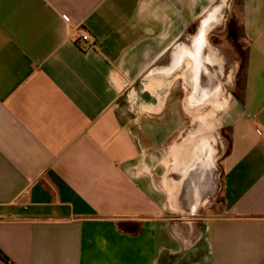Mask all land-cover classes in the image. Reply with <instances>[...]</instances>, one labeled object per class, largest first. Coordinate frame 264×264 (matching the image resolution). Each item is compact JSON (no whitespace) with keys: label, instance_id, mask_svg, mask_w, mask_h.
I'll return each mask as SVG.
<instances>
[{"label":"crops","instance_id":"0c3cea01","mask_svg":"<svg viewBox=\"0 0 264 264\" xmlns=\"http://www.w3.org/2000/svg\"><path fill=\"white\" fill-rule=\"evenodd\" d=\"M218 83L198 209L179 150ZM0 264H264V0H0Z\"/></svg>","mask_w":264,"mask_h":264},{"label":"rangeland","instance_id":"374dc122","mask_svg":"<svg viewBox=\"0 0 264 264\" xmlns=\"http://www.w3.org/2000/svg\"><path fill=\"white\" fill-rule=\"evenodd\" d=\"M234 8L235 15L230 21H234L237 27L235 37L232 39L228 34L225 39L221 41L217 40V43L233 49V55L237 58L241 68V53H245L246 45L242 41L236 18L238 5L235 4ZM241 76L243 77V74ZM233 80L235 79L233 78ZM229 85V87L227 85L220 87L222 85L218 83L217 95L212 100L194 98L188 100L187 103L190 107L196 106L200 113L194 118V125L187 133V139L179 150V153L183 162L185 160L186 185L184 194L187 196L186 199H188L186 201L189 204V201H191V205L198 207V209H210L215 204H220L221 198L216 174H218L219 159L223 152L227 150V141L225 138H220L215 142L210 136L209 130L212 127L214 115L222 113L228 108L230 101L228 94L231 92L230 87L232 84ZM225 87L226 90H224ZM234 93L241 96V91L237 86L234 89ZM183 165L178 164V167H182Z\"/></svg>","mask_w":264,"mask_h":264},{"label":"trees","instance_id":"16d2710c","mask_svg":"<svg viewBox=\"0 0 264 264\" xmlns=\"http://www.w3.org/2000/svg\"><path fill=\"white\" fill-rule=\"evenodd\" d=\"M228 31H229V36L233 39L235 37L236 31H237V27L234 21H230L229 25H228ZM241 68H240V73L238 76V80H237V88L242 92L243 91V78L241 76V74H244V70L246 68L247 65V53L245 51V53H241ZM227 140L228 137H227ZM122 229L125 231H129L130 229H132L128 224H122L121 225Z\"/></svg>","mask_w":264,"mask_h":264},{"label":"built area","instance_id":"2783aa9c","mask_svg":"<svg viewBox=\"0 0 264 264\" xmlns=\"http://www.w3.org/2000/svg\"><path fill=\"white\" fill-rule=\"evenodd\" d=\"M87 40H88V37H87V36H83V37H82V41H83V42H85V41H87Z\"/></svg>","mask_w":264,"mask_h":264},{"label":"bare ground","instance_id":"6f19581e","mask_svg":"<svg viewBox=\"0 0 264 264\" xmlns=\"http://www.w3.org/2000/svg\"><path fill=\"white\" fill-rule=\"evenodd\" d=\"M231 102V101H230ZM233 106V105H232ZM220 116H222V115H220Z\"/></svg>","mask_w":264,"mask_h":264}]
</instances>
